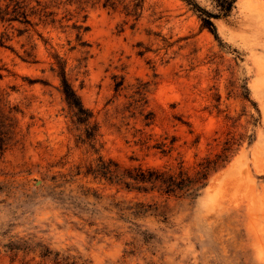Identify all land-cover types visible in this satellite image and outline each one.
Listing matches in <instances>:
<instances>
[{"label": "rangeland", "instance_id": "rangeland-1", "mask_svg": "<svg viewBox=\"0 0 264 264\" xmlns=\"http://www.w3.org/2000/svg\"><path fill=\"white\" fill-rule=\"evenodd\" d=\"M26 3L30 24L0 20V264H264V0L213 18L219 37L186 0ZM224 150L195 198L95 172Z\"/></svg>", "mask_w": 264, "mask_h": 264}, {"label": "trees", "instance_id": "trees-1", "mask_svg": "<svg viewBox=\"0 0 264 264\" xmlns=\"http://www.w3.org/2000/svg\"><path fill=\"white\" fill-rule=\"evenodd\" d=\"M7 2L6 8L2 10L0 7V20L1 21H18L20 23L30 24V13L27 10L28 3L26 0H4ZM191 6L200 13L203 25L208 27L216 37L218 36L217 28L213 22V18H218L220 15H228L237 0H217V6L220 9V14H215L206 8L202 7L196 0H186ZM12 6V7H11ZM0 43L4 41L0 39ZM59 76L61 78L60 91L64 95L65 100L74 111L76 122L85 125V131L88 139H95L98 132L97 124L92 122L93 114L82 103L80 96L73 88L72 84L67 78L65 67L59 60ZM0 117L4 120L9 119L4 115L2 107V98H0ZM3 120L0 122V128L3 127ZM8 133V131H5ZM3 141V139H2ZM4 143L2 142V145ZM227 149H230L227 148ZM228 150L222 153H216L215 157L207 156L198 163L197 169L190 173L184 168L176 173L160 169H143L142 167H135L133 169H125L121 172L118 163L110 161V163H100L95 172L101 173L103 176L116 178L121 181L126 187L130 188L131 184H146L150 183L159 186L165 194L181 193L191 197H197L201 190H203L209 181L210 175L223 167L229 160ZM115 168H112V165ZM94 170V169H93Z\"/></svg>", "mask_w": 264, "mask_h": 264}]
</instances>
